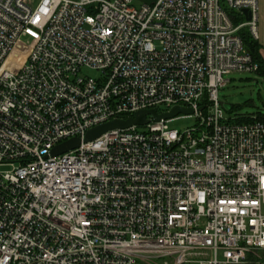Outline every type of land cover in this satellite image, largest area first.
<instances>
[{
    "label": "built area",
    "instance_id": "2783aa9c",
    "mask_svg": "<svg viewBox=\"0 0 264 264\" xmlns=\"http://www.w3.org/2000/svg\"><path fill=\"white\" fill-rule=\"evenodd\" d=\"M241 27L257 41L258 0H0V264H245L264 250V122L230 120L218 97L225 76L258 70ZM174 107L195 124L50 155Z\"/></svg>",
    "mask_w": 264,
    "mask_h": 264
},
{
    "label": "rangeland",
    "instance_id": "374dc122",
    "mask_svg": "<svg viewBox=\"0 0 264 264\" xmlns=\"http://www.w3.org/2000/svg\"><path fill=\"white\" fill-rule=\"evenodd\" d=\"M136 4V1L134 2ZM20 50L29 48L25 39L18 42ZM82 75L97 78L98 73L91 70H84ZM226 85L218 91L220 103L229 118L238 115L264 114V77L256 73H231L225 76ZM179 119L169 123L170 129L184 130L195 124L194 118L179 115ZM139 131L144 128L138 127ZM3 171L8 168H3ZM264 212V211H263Z\"/></svg>",
    "mask_w": 264,
    "mask_h": 264
},
{
    "label": "water",
    "instance_id": "95a60500",
    "mask_svg": "<svg viewBox=\"0 0 264 264\" xmlns=\"http://www.w3.org/2000/svg\"><path fill=\"white\" fill-rule=\"evenodd\" d=\"M245 21H249L250 15L247 10L242 11ZM192 113L191 109L188 108H182V107H174L171 110H169L166 113L159 114L155 109L150 110H140L137 111L133 116H129L127 118H116L109 122H105L103 124H100L98 126H95L91 129H89L83 139H80L79 137L71 138L57 146H55L51 152L50 155L52 157L62 155L64 153H67L68 151L76 149L81 142L88 143L91 142L97 138H99L104 133L115 130V129H128L133 126L136 127H143L146 124H148L150 121L157 122L160 120H170L178 115H189Z\"/></svg>",
    "mask_w": 264,
    "mask_h": 264
},
{
    "label": "trees",
    "instance_id": "16d2710c",
    "mask_svg": "<svg viewBox=\"0 0 264 264\" xmlns=\"http://www.w3.org/2000/svg\"><path fill=\"white\" fill-rule=\"evenodd\" d=\"M230 15H231L234 26H239L244 22V17L241 14L231 12ZM237 34L241 38L244 48L250 54L253 62H255L258 66V70L256 71V74H259L262 77H264V61L260 55L259 46L257 44V41L252 39V37L249 35L245 27L239 28V30L237 31ZM251 116L253 115H238V116H235L229 119L234 120L237 123H243V122L250 121ZM254 116H256L257 120L264 122V114L257 113Z\"/></svg>",
    "mask_w": 264,
    "mask_h": 264
},
{
    "label": "crops",
    "instance_id": "0c3cea01",
    "mask_svg": "<svg viewBox=\"0 0 264 264\" xmlns=\"http://www.w3.org/2000/svg\"><path fill=\"white\" fill-rule=\"evenodd\" d=\"M135 5L152 4L156 0H134ZM245 19V18H244ZM260 55L264 61V0H258V39ZM245 264H264V250H259L248 255Z\"/></svg>",
    "mask_w": 264,
    "mask_h": 264
}]
</instances>
